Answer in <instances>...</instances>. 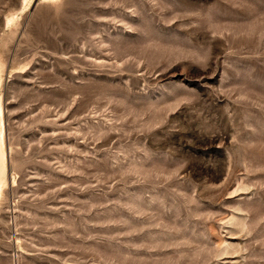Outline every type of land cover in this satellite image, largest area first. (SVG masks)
I'll use <instances>...</instances> for the list:
<instances>
[{"label":"rangeland","instance_id":"obj_1","mask_svg":"<svg viewBox=\"0 0 264 264\" xmlns=\"http://www.w3.org/2000/svg\"><path fill=\"white\" fill-rule=\"evenodd\" d=\"M0 264H264V0H0Z\"/></svg>","mask_w":264,"mask_h":264}]
</instances>
